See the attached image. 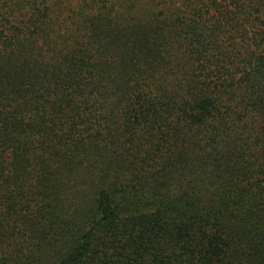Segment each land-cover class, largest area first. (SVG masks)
<instances>
[{"label":"trees","instance_id":"16d2710c","mask_svg":"<svg viewBox=\"0 0 264 264\" xmlns=\"http://www.w3.org/2000/svg\"><path fill=\"white\" fill-rule=\"evenodd\" d=\"M0 264H264V0H0Z\"/></svg>","mask_w":264,"mask_h":264}]
</instances>
